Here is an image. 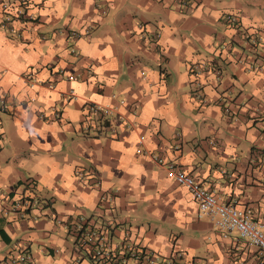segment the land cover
Returning a JSON list of instances; mask_svg holds the SVG:
<instances>
[{"label":"crops","instance_id":"0c3cea01","mask_svg":"<svg viewBox=\"0 0 264 264\" xmlns=\"http://www.w3.org/2000/svg\"><path fill=\"white\" fill-rule=\"evenodd\" d=\"M29 11L36 20L15 21L11 32L0 17V94L15 101L0 111V264L21 245L28 264L77 255V264H97L58 222L79 215L107 232L111 257L100 264H264L246 239L223 237L199 215L152 158L264 222V0H33ZM86 28L79 39L66 33ZM31 69L33 86L22 77ZM92 101L117 107L134 128L113 117V131L85 132ZM29 179L42 205L7 210Z\"/></svg>","mask_w":264,"mask_h":264},{"label":"built area","instance_id":"2783aa9c","mask_svg":"<svg viewBox=\"0 0 264 264\" xmlns=\"http://www.w3.org/2000/svg\"><path fill=\"white\" fill-rule=\"evenodd\" d=\"M33 0H3L0 7L3 11L1 26L8 31H13V23L18 22H34L36 18L34 14L29 11V7ZM100 3V0H96ZM163 1V0H158ZM175 1V0H173ZM179 6L190 5L191 0H176ZM107 7L104 5L100 6L101 13L107 12ZM227 22L235 23L236 17L227 13L224 17ZM67 35L73 39H79L80 37H86L89 34V30L86 28L84 32H79L76 30H67ZM158 34L155 33V38ZM58 72L61 75H65L68 80L77 79V75L66 74L64 70L59 69ZM218 72V71H217ZM34 69L26 71L23 73L22 77L24 81L29 85L40 82L35 77ZM42 82V81H41ZM49 87H53V83L47 82ZM75 97L73 91L68 92L65 100L69 101ZM120 103H124V100H120ZM15 104L14 99H9L7 93L0 94V111L5 112L9 107ZM87 115L90 120H85L82 124L85 132L96 133V132H106L113 131L111 121L113 117H117L118 120L128 124V126L133 129L135 124L127 120L122 119L123 117L119 113L117 107L112 105H103L98 102H89L86 104ZM226 110H228L226 108ZM50 115H52L54 120H60L61 112L59 109H52ZM44 114L40 113L39 117L43 118ZM145 140L143 134L139 135V144ZM137 153H141V147L136 149ZM153 159L159 165L166 168L167 176L174 180L176 183L187 188L191 198L197 204L199 215H204L209 218L213 226L219 230L223 237H228L235 233L237 237L246 239L250 246H253L259 259L264 262V222L254 218L251 209L239 205L236 202L228 201H218L214 191L204 185H202L194 176L187 173L185 170L180 168L178 165L165 162L158 155H153ZM79 176L81 174L77 172ZM94 180L95 186H100V179L91 176ZM25 191H21L16 198L8 199V209L9 211H15V209H27L31 205H36V209L42 205L40 199L36 197L35 183L33 180H27ZM104 194L100 200L107 197ZM34 208V209H35ZM35 209V210H36ZM38 212V210H36ZM57 217V216H56ZM59 223H63L68 229L69 233L72 234L75 240V244L79 250H86L90 253L92 259L100 264L102 260L109 261L111 253L107 248V232L103 229V226L96 224L91 217L85 215H79L75 220L71 222L63 221L61 218L58 219ZM131 252L142 254L145 259L149 260L155 256V252L146 248H142L138 244H132L129 249ZM80 254V252L78 251ZM32 259L31 251L27 245H21L18 249L9 253L8 263L9 264H28ZM80 261L78 255L74 258L73 264H77Z\"/></svg>","mask_w":264,"mask_h":264},{"label":"trees","instance_id":"16d2710c","mask_svg":"<svg viewBox=\"0 0 264 264\" xmlns=\"http://www.w3.org/2000/svg\"><path fill=\"white\" fill-rule=\"evenodd\" d=\"M0 4H1V0H0ZM2 14H3V11H2V9H1V7H0V17L2 16ZM0 233L2 234L3 233V231L0 229Z\"/></svg>","mask_w":264,"mask_h":264},{"label":"rangeland","instance_id":"374dc122","mask_svg":"<svg viewBox=\"0 0 264 264\" xmlns=\"http://www.w3.org/2000/svg\"><path fill=\"white\" fill-rule=\"evenodd\" d=\"M34 17H35V15H33ZM36 18V17H35ZM71 39H73L72 37H71ZM72 238V237H71ZM73 239V238H72Z\"/></svg>","mask_w":264,"mask_h":264}]
</instances>
